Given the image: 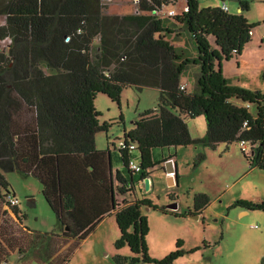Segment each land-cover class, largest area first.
<instances>
[{
	"label": "trees",
	"instance_id": "obj_1",
	"mask_svg": "<svg viewBox=\"0 0 264 264\" xmlns=\"http://www.w3.org/2000/svg\"><path fill=\"white\" fill-rule=\"evenodd\" d=\"M109 1L0 0V42L11 39L8 49L0 51V202L11 206L6 173L35 177L59 226L49 241L75 240L77 246L114 214L120 232L115 248L130 250L128 256L117 254L114 264H175L186 253L183 241L166 257H152L143 208L186 215L139 198L138 186L156 166L174 158L176 149L191 145L216 149L248 142L252 155L242 152L250 170L264 171V89L244 87L224 73L225 62L242 54L259 23H250L244 14L249 0L240 1L238 14L185 0V10L174 16L166 11L178 0H139L141 13L126 15L105 13ZM165 16L186 31L194 57L169 41L167 34L173 31ZM192 66L199 72L195 90L188 92L182 77ZM261 79L264 84V70ZM127 87L158 89V105L140 113L130 131L121 116L123 139L98 149L96 135L107 134L112 124L101 122L96 99L107 96L120 106ZM200 117L207 131L193 138L188 121ZM135 158L140 171L131 167ZM205 159L199 153L195 165ZM169 198L175 202L177 196ZM210 202L209 195L196 194L187 214H201ZM234 206L264 211V201L239 200ZM13 210L20 221L26 218L18 206ZM2 226L3 245L19 249L22 257L29 246L35 247V259L45 262L40 244L28 240V229L4 235ZM72 253L66 249L62 263Z\"/></svg>",
	"mask_w": 264,
	"mask_h": 264
},
{
	"label": "rangeland",
	"instance_id": "obj_2",
	"mask_svg": "<svg viewBox=\"0 0 264 264\" xmlns=\"http://www.w3.org/2000/svg\"><path fill=\"white\" fill-rule=\"evenodd\" d=\"M240 1L244 0H200V6L221 8L225 2L230 13L238 14L242 12L239 11ZM249 1L250 9L244 14L250 23H259V26L252 31L251 41L242 54L225 62L224 65L227 68V75L234 78V82L239 81L240 85L254 90L264 86L261 84L263 81L260 75L264 68V0ZM136 4L137 0H112L105 3L104 11L110 15H126L135 13ZM185 8V0H178L176 5L169 7L167 11L174 9L180 14ZM165 18L166 25L173 31L167 34L169 41L187 55L194 57L196 49L186 31L172 19L167 16ZM0 20L4 22L3 19ZM98 41L97 39L96 43ZM198 72V69L192 66L183 75L182 83H186L188 92L195 90ZM159 98L158 89L137 90L133 87L123 90L120 106L107 96L97 97L95 106L102 114L101 122L112 125L107 134L96 135V146H99V149H107L108 143L111 144V148L112 143L118 144L124 136L121 116L126 129L131 130L139 114L154 109ZM251 110L253 113L256 111L253 108ZM188 124L196 136L203 137L206 134L207 125L204 117L189 120ZM161 151L162 149H157L156 153L161 154ZM199 153H205L206 159L195 165ZM134 161L139 163L138 158ZM176 161L179 182L178 188L172 191L175 192L177 201L170 200L168 194L172 191L168 190L165 179L160 183L156 181V185L147 191V196L160 207L177 203V211L186 216L180 217L164 214L160 210L143 208V213L148 216L150 223L147 242L151 256L157 259L166 257L176 249L177 242L182 240L186 253L175 264H264V211H249L234 206L239 200L253 203L264 201V171L250 170L241 144L239 142L231 145L221 144L216 149L205 148L202 145L180 147ZM160 169L162 167L159 165L155 172H160ZM6 178L10 189L17 194L18 206L26 216L23 222L26 229L31 232L28 240L40 244L38 247L40 258L45 262L35 259L37 248L29 246L22 257L19 249L13 250L6 244L3 245L0 239L1 264H114V257L117 254L130 255L127 247L121 250L115 248L120 232L114 214L107 216L103 220L104 225L97 231L96 227L95 232L93 231L77 246L75 240L67 244L57 239L49 241L48 236L58 231L59 226L56 215L43 195L40 181L32 176L23 177L16 172L6 173ZM142 192H146L145 185L138 188L139 198L144 197ZM198 193L209 195L211 202L201 214L188 215L187 213L193 211L194 196ZM31 199L34 202H30ZM5 204L6 201L0 202L2 225H8L18 235L23 233L19 222L16 224L9 214L4 212ZM9 207L13 209L12 206ZM58 241L61 242L60 246ZM69 247L73 250L71 258L67 263H62L64 252ZM52 252L54 253L50 256Z\"/></svg>",
	"mask_w": 264,
	"mask_h": 264
},
{
	"label": "crops",
	"instance_id": "obj_3",
	"mask_svg": "<svg viewBox=\"0 0 264 264\" xmlns=\"http://www.w3.org/2000/svg\"><path fill=\"white\" fill-rule=\"evenodd\" d=\"M239 11H242V9L240 8L239 9ZM4 24V22L2 23V21L0 20V25H3ZM198 69V68H197ZM263 70H264V68H263ZM262 70V71H263ZM262 71H261V73H262ZM224 73H225V75L228 77V78H231V77H229L228 75H227V68H226V66L224 65ZM261 73H260V75H261ZM232 80H233V82H234V78H231ZM238 81H236V82H234V83H237ZM183 84H185L186 85V83H183ZM261 84H263V83H261ZM264 85V84H263ZM187 86V85H186ZM264 86H262L261 88H258V89H264L263 88ZM254 109V108H253ZM255 113H256V111H255ZM254 113V114H255ZM190 128V127H189ZM127 131H130V130H127ZM190 131H191V134H192V136H193V138H199V136H196L193 132H192V130L190 129ZM202 137V136H201ZM97 148L99 149L100 147L99 146H97ZM177 153H178V149H176V151H175V157L174 158H172L171 160H173V162L176 164V166H177V169H178V164H177V161H176V156H177ZM115 159L117 160V158L115 157ZM167 162V161H166ZM166 162H164V163H162V164H160V166L162 167V169H160V172L159 171H157V172H155L157 169H158V166H156V168H155V170H154V175L152 176L151 175V184H150V189L151 188H153L155 185H156V183L158 182V183H160L162 180H166L167 181V188H168V190L169 191H172L173 189H175V188H178V186H176L177 184H178V182H179V178H178V172H177V179L175 180L174 179V175L173 174H169L167 171H166V169H165V164H166ZM164 167V168H163ZM178 171V170H177ZM161 174H163V175H161ZM157 181V182H156ZM176 181H177V184H176ZM142 185H145V183H144V181L143 182H141L140 184H139V188H141V186ZM147 189H146V192H142V194H144V197H148L147 196ZM150 191V190H149ZM12 192H13V195L15 196V197H17V194H16V192H14L13 190H12ZM171 193H175V192H170L168 195H170ZM150 198V197H149ZM122 198H120L119 197V200H121ZM178 199V198H177ZM177 199H176V201H177ZM175 201V202H176ZM30 202H34V200L33 199H31L30 200ZM173 202V201H172ZM3 210H4V212H6L7 214H9V217L11 218V219H13V221H15V222H19L18 224L25 230L26 229V226L24 225V222H23V219H22V221H20L19 219H18V217L16 216V214H15V212H14V210L12 209V208H10L7 204H5L4 206H3ZM18 213L20 214V215H24V213L22 212V209L18 206ZM1 223H2V219H0V225H1ZM21 223V224H20ZM103 223V221L97 226V228H96V230L95 231H97V230H99L103 225H104V223ZM5 227H8L7 228V231L5 230ZM4 228H3V234L5 235V234H8V233H11L12 232V230H11V227H9V226H5ZM29 230V229H28ZM94 231V232H95ZM84 244V243H83Z\"/></svg>",
	"mask_w": 264,
	"mask_h": 264
},
{
	"label": "built area",
	"instance_id": "obj_4",
	"mask_svg": "<svg viewBox=\"0 0 264 264\" xmlns=\"http://www.w3.org/2000/svg\"><path fill=\"white\" fill-rule=\"evenodd\" d=\"M138 1L139 0H137V3H138ZM221 8L223 10H225V11H229V7H228V5L225 2H223ZM135 13L136 14H140L141 13V11L139 10L138 7L135 8ZM166 14L169 15V16H174V15H176V11L174 9H169L168 11H166ZM10 43H11V39H5L2 42H0V51H3L5 49H8V46L10 45ZM181 88L184 89L185 88V85H182ZM245 125H247V122H245ZM240 144H241V147H242V151L244 153H246L247 155L251 156L252 155V151H251L250 144L248 142H245V141H242ZM120 145L121 146H124L125 144L123 142H121ZM131 167L134 170H136V171H140L141 170L139 164L136 163L135 161H131ZM8 202H9V204L12 207L18 206V200L13 195H9Z\"/></svg>",
	"mask_w": 264,
	"mask_h": 264
},
{
	"label": "water",
	"instance_id": "obj_5",
	"mask_svg": "<svg viewBox=\"0 0 264 264\" xmlns=\"http://www.w3.org/2000/svg\"><path fill=\"white\" fill-rule=\"evenodd\" d=\"M165 169L169 174H173L174 175V179H177V166L176 164L173 162V160H168L165 164ZM146 189L149 190L150 189V184H151V179L150 178H146L144 180ZM177 184V181H176ZM168 208H171L173 210H177L178 209V204L177 203H173L171 205L168 206ZM196 218H198V216H195Z\"/></svg>",
	"mask_w": 264,
	"mask_h": 264
}]
</instances>
